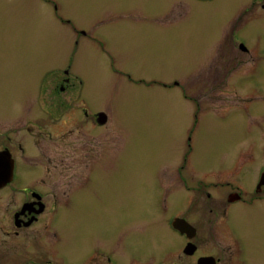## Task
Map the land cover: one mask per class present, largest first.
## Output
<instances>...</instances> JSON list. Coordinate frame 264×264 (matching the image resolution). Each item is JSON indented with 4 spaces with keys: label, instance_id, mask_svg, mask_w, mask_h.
I'll list each match as a JSON object with an SVG mask.
<instances>
[{
    "label": "rangeland",
    "instance_id": "obj_1",
    "mask_svg": "<svg viewBox=\"0 0 264 264\" xmlns=\"http://www.w3.org/2000/svg\"><path fill=\"white\" fill-rule=\"evenodd\" d=\"M232 13L228 4L220 11L227 19ZM156 14L157 21H150ZM59 17L70 23H60ZM190 19L179 0H0L3 99L16 101L22 89L16 90L15 82L24 78L28 83L27 74L16 78L17 72L8 68L70 63L93 110L110 118V130L93 127V150H80L81 157L97 162L85 189L57 209L52 229L58 238L51 231L49 240L42 241L51 251L49 264H90L93 245L121 237L144 260L168 258L172 243L164 219L184 211L189 192L178 185L184 194H168L165 205L163 183L185 163L201 178L206 167L233 158L243 140L260 136L264 101L241 104L224 115L223 102L212 98L205 115L204 108L196 117L197 106L205 105L201 94L208 91L202 81L213 71L201 68L193 48L201 47L207 32L212 35L216 19H199V29ZM68 24L88 34L79 39L73 63L75 43ZM256 29L264 35V21ZM4 82L11 93L2 92ZM254 116L257 122L251 121ZM78 182L66 178L64 189ZM50 183L51 188L56 182ZM9 257L15 258L13 251L0 245V264H16Z\"/></svg>",
    "mask_w": 264,
    "mask_h": 264
},
{
    "label": "flooded vegetation",
    "instance_id": "obj_2",
    "mask_svg": "<svg viewBox=\"0 0 264 264\" xmlns=\"http://www.w3.org/2000/svg\"><path fill=\"white\" fill-rule=\"evenodd\" d=\"M179 1L185 2L197 29L199 19H216L212 35L207 32L201 47L193 48L199 51L195 55L202 60L201 68L213 71L202 81L208 91L201 94L205 105L197 106L196 117L204 108L205 115L206 101L212 98L223 102L224 115L241 104L263 102L264 35L256 28L264 21V0ZM227 4L233 10L228 19L220 15ZM157 17L149 20L156 22ZM58 21L70 23L62 17ZM75 26H69L75 43L72 63L79 39L88 35ZM8 69L17 72L16 78L27 74L28 83L23 77V82H15L22 94L14 102L0 94V245L13 251L15 258L8 260L16 264H49L51 251L42 241L49 240L51 231L58 238L52 229L57 209L85 189L97 162L81 157L80 150H93L97 138L93 127L110 130V118L103 110H93L70 63ZM8 86L3 83V93L12 92ZM251 121L257 122V116ZM96 143L99 146L100 141ZM181 166L173 180L163 183L165 205L168 194L189 192L184 211L164 219L172 243L169 257L144 260L121 237L93 245L90 264H264V129L257 140H243L227 162L206 167L201 178L194 176L188 163ZM80 168L87 171L79 174ZM66 178L79 182L64 189ZM50 182L56 183L50 188ZM178 185L185 190L178 191ZM23 252L29 257L23 258Z\"/></svg>",
    "mask_w": 264,
    "mask_h": 264
}]
</instances>
